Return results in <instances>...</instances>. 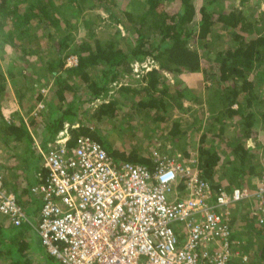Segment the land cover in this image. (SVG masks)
<instances>
[{"label": "trees", "instance_id": "trees-1", "mask_svg": "<svg viewBox=\"0 0 264 264\" xmlns=\"http://www.w3.org/2000/svg\"><path fill=\"white\" fill-rule=\"evenodd\" d=\"M257 1L0 0V156L12 160L0 164L5 187L18 190L7 175L19 168L17 160L24 164L29 158L38 167L35 183L30 181L21 189L22 198L32 196L30 187L45 172L32 135L41 136L48 146L67 125L72 138L89 135L108 146L99 127L120 129L125 118L118 116L132 107L158 125L171 117V108L189 112L192 120L187 126L175 119L169 129L173 147L183 151L182 159L194 157L200 176L215 191L254 190L264 177V162L256 159V148L248 146L247 140L264 132V16L262 21L249 18L243 8ZM80 22L86 31L78 38L75 31ZM217 26L229 40L226 48L217 45ZM196 40L201 41L204 54H213L208 66L194 47ZM72 55L76 64L65 65ZM148 59L153 66L141 68L134 77V64ZM184 72L201 73V99L193 89L183 87L179 76ZM126 77L132 83L123 82ZM39 100L43 107L33 113ZM95 101L99 102L91 108ZM10 105L12 115L5 111ZM23 112L31 114L28 122ZM190 129L193 135L186 134ZM186 143L194 152L184 149ZM107 149L116 162L153 168L151 153L132 150L123 155ZM217 170L221 172L215 178ZM34 199L38 204L40 200ZM249 200L255 225L249 252L252 264H264V215L255 198ZM243 202H236L237 206ZM228 221L235 240L234 218ZM28 229V224L8 226L0 216V264L4 258V264H40L29 250L46 255L48 262L53 259L25 238Z\"/></svg>", "mask_w": 264, "mask_h": 264}, {"label": "built area", "instance_id": "built-area-1", "mask_svg": "<svg viewBox=\"0 0 264 264\" xmlns=\"http://www.w3.org/2000/svg\"><path fill=\"white\" fill-rule=\"evenodd\" d=\"M76 61L69 56L65 65ZM152 66L148 59L133 70ZM39 153L45 172L30 187L40 200L36 221L5 187L1 172L0 215L14 227L34 228L60 264H229L236 255L229 207L255 198L264 215V177L254 190L215 191L194 158L154 152L151 169L116 162L101 141L72 138L67 125Z\"/></svg>", "mask_w": 264, "mask_h": 264}, {"label": "rangeland", "instance_id": "rangeland-1", "mask_svg": "<svg viewBox=\"0 0 264 264\" xmlns=\"http://www.w3.org/2000/svg\"><path fill=\"white\" fill-rule=\"evenodd\" d=\"M233 0H225L224 3H229ZM236 3L238 0H234ZM230 4V3H229ZM237 4V3H236ZM257 4H259V0L257 1ZM262 7H261V6ZM260 7L258 9V5L254 4L253 7H250V11L247 12L248 17L253 18L254 15L256 14L257 16L260 14V12H262L263 16H264V2L261 4L260 3ZM97 10L93 11L96 12ZM104 15V13H102ZM255 15V16H256ZM256 16V17H257ZM86 31V28L82 25V22H80V25L78 27V29L75 31V34L78 38L84 36ZM106 32V31H105ZM104 31H102L100 34H105ZM217 36L215 35V37H219L217 41V45H219V47H221L222 49L228 46L229 40H226V37H224V32L220 31V27L217 26L215 28L214 31ZM211 36H209L210 38ZM201 41L196 40V42H194V47H196L200 53L203 65H207L211 63V61H209V58L213 57V54H208L207 53H203L204 49L199 46L201 43ZM197 44V46H196ZM142 69H138L137 72H135L133 70V76L136 77V74L141 72ZM180 79H182L181 81L183 82V87H190L191 89H193V91L196 93V95L199 96L198 99L202 98V94H203V84H202V76L200 72H184L179 76ZM178 78V79H179ZM132 78H124L123 82H129L132 83ZM116 90V89H115ZM44 94H46V89L45 91H43ZM115 93V92H114ZM116 94V93H115ZM114 94V95H115ZM118 96V95H117ZM185 103L187 104H196L194 101H187L184 100ZM99 101H95L93 102L91 105H89L91 108H94L97 103ZM196 106V105H195ZM202 106V105H201ZM39 109V108H38ZM135 111L134 114H132L131 112ZM169 113L171 114V117L165 122V123H160L158 125V123L154 120L151 119V117H147L144 115V113L141 110H134L132 107L129 108H124L122 114H120L117 119H121V117L125 118V120H130V121H135L136 123H126L125 120H123V122L120 124V129L118 130H113L111 129L110 126L103 124L100 128V132L102 133V138L105 141H108V143L105 146L106 150L108 151L107 148H109L110 150H116L118 154H128L129 152L136 151L139 154H146V153H151L154 154V152H156V154L158 155H166V156H170L173 158H179V160L182 159V155H183V151L180 150V147L177 146V148H174L172 140L170 139V135H169V129L171 126V123L177 119L180 120V122L183 124V126H187L188 122H190L192 120V116L189 114V112H181V109H173L171 108V110H169ZM193 135L195 132L188 130V132L186 131V134H190ZM182 136V135H181ZM188 142V141H187ZM103 144V143H102ZM181 144V148L183 145V142H180ZM247 145L252 147V148H256L255 153L257 154L256 159L259 161L264 162V132H260V134L257 135L256 139H251V140H247ZM186 151H188L189 153L194 152L193 150H191V148L189 147V143L185 144V148ZM0 150L1 149V144H0ZM222 150V156H225L226 151ZM2 153V151H0V154ZM151 157L153 158V156L151 155ZM32 158V156L30 157ZM194 158V157H191ZM29 159V158H28ZM28 159L25 162V170H26V174H27V179L29 180L30 178V171H31V167L35 164V162L33 163H29ZM1 160V158H0ZM221 170H217V173L215 174V178H218V174H220ZM33 179V177H32ZM25 185H19L18 191L21 192V189L24 187ZM22 194V193H21ZM238 203L230 206L229 208V218H234V228L236 231V235H235V248H234V252L236 253V255L233 257L234 259L232 260V264H252L254 262V259L251 258L250 256V252L249 250L252 249L253 246H251L250 244V238L254 237L252 235V230L251 227L255 226L253 225L254 222V218H252L251 216V212L250 209L253 207V202L251 200H246L245 202L241 203L239 206H237ZM1 216V215H0ZM2 220L4 219L3 216H1ZM259 218V219H258ZM258 221L261 220V216L257 217ZM7 225H10L7 223ZM25 238L26 239H31L32 243L34 244V247L42 252V249H44V247L40 244V240L38 235L34 232L33 229H28L25 231ZM253 241L254 244H256L258 242V240L255 238ZM29 256H31V258L37 260L40 264H60L59 261H57L55 258L50 259L49 262L47 260L46 255H43L42 253H38L37 251L35 252L34 250H29ZM46 253V252H45ZM246 256V261L242 262V257ZM4 258V257H2ZM5 262H7V258H4L1 260V264H4Z\"/></svg>", "mask_w": 264, "mask_h": 264}, {"label": "crops", "instance_id": "crops-1", "mask_svg": "<svg viewBox=\"0 0 264 264\" xmlns=\"http://www.w3.org/2000/svg\"><path fill=\"white\" fill-rule=\"evenodd\" d=\"M264 2V0H259V4H256V5H258V9H259V7L261 6L260 5V3L262 4ZM260 5V6H259ZM250 7H253V8H255L254 6H252V5H246V7L245 8H243L244 10H246V12H248V11H250ZM262 7V6H261ZM254 15V17L253 18H256L257 19V21H262L263 20V14H262V12H260V14L257 16L256 14H253ZM257 17H256V16ZM43 91H45V88H42V92ZM11 100H13V99H11ZM185 102V101H184ZM38 104H44L42 101H38V103H37V105L34 107V109H33V113H36V112H38V111H40L42 108H39L38 109ZM10 110V111H9ZM5 111L6 112H8V113H10L9 115H12V113H13V111H14V107L12 106V105H10V107L9 108H6L5 109ZM30 115L31 114H26V113H22V116H23V120H25L26 122H28L29 121V118H30ZM33 136V145L38 149V151H39V149H44V150H46V147H47V145H45V143L41 140V136H39V135H32ZM36 149V150H37ZM1 151V150H0ZM38 151H37V156L38 157H40L39 156V153H38ZM0 158H1V160H0V164L1 163H6L7 165H9V164H11V161L12 160H5L4 158H2L1 156H0ZM18 162H17V164H19L20 166H19V168L17 167L16 168V170H15V173H13L12 174V172H13V170L11 171V170H9V171H7V175H8V177L9 178H12L11 180H12V183H14V184H16L17 185V187L19 186V185H26V184H29L30 183V181L31 182H33V183H35V181H36V177H35V172L38 170L37 168L38 167H36L35 165H33L32 167H31V171H30V178H29V180L27 179V177L25 176V168H26V166H25V163L23 164V162L22 161H20V160H17ZM4 163V164H5ZM4 170V169H3ZM6 173V172H5ZM4 173V174H5ZM5 176H6V174H5ZM32 177H33V179H32ZM4 182V181H3ZM29 182V183H28ZM32 183V184H33ZM32 184H30V185H32ZM5 185V184H4ZM7 186H9V185H7ZM10 187V186H9ZM11 188H12V186H11ZM13 189V188H12ZM11 190V189H10ZM12 192H14L15 194H16V196H17V198H18V201L20 200V198L19 197H21L20 196V192L18 191V190H11ZM33 196H30L29 194L28 195H25L23 198L21 197V201H19L20 202V204L23 206V208L25 209V211H26V213L29 215V217L32 219V220H35L36 221V219H37V215H38V210H39V201H38V204L35 202L36 200L34 199V197L32 198ZM1 221H3V223H5V224H10V222L8 221V219L6 218V217H4V219L2 220V218H1ZM11 225V224H10ZM10 225H8V226H10ZM12 226V225H11ZM31 229H33L34 230V228H32L31 227ZM34 232H35V230H34ZM36 233V232H35ZM39 253V252H38ZM4 263V262H3Z\"/></svg>", "mask_w": 264, "mask_h": 264}, {"label": "clouds", "instance_id": "clouds-1", "mask_svg": "<svg viewBox=\"0 0 264 264\" xmlns=\"http://www.w3.org/2000/svg\"><path fill=\"white\" fill-rule=\"evenodd\" d=\"M168 177H166V179H167Z\"/></svg>", "mask_w": 264, "mask_h": 264}]
</instances>
